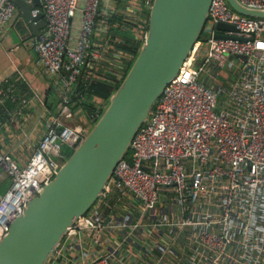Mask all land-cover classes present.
I'll return each instance as SVG.
<instances>
[{"label": "built area", "instance_id": "built-area-1", "mask_svg": "<svg viewBox=\"0 0 264 264\" xmlns=\"http://www.w3.org/2000/svg\"><path fill=\"white\" fill-rule=\"evenodd\" d=\"M39 1L31 15L42 11L45 25L31 39L34 63L55 86L58 113L47 119L23 165L0 151V177H10L0 194V237L66 158L62 147L74 146L86 132L81 123L68 122L70 92L80 75H94L100 57V47L91 41L99 0ZM236 1L264 11V0ZM151 4L140 0L120 8L139 44ZM18 12L12 0H0L1 34ZM219 21L232 28L216 27ZM18 83L0 88V104L7 98L14 104L9 116L22 115L27 106L28 98L16 92ZM101 110L91 114L92 122ZM113 187L135 206L105 219L92 204L66 231L84 228L98 241L102 229L119 226L129 231L123 239L134 244L143 230L155 250L147 264H264V16L242 14L226 0L209 1L202 33L99 195ZM119 245L80 264H114Z\"/></svg>", "mask_w": 264, "mask_h": 264}, {"label": "water", "instance_id": "water-1", "mask_svg": "<svg viewBox=\"0 0 264 264\" xmlns=\"http://www.w3.org/2000/svg\"><path fill=\"white\" fill-rule=\"evenodd\" d=\"M12 1L25 29L41 34L42 11L31 15L40 1ZM209 1L152 0L146 36L124 76L54 175L27 199L23 211L1 235L0 264H45L70 224L91 207L153 102L199 36ZM226 1L242 14L264 16L262 10ZM216 27L232 25L219 21Z\"/></svg>", "mask_w": 264, "mask_h": 264}, {"label": "crops", "instance_id": "crops-1", "mask_svg": "<svg viewBox=\"0 0 264 264\" xmlns=\"http://www.w3.org/2000/svg\"><path fill=\"white\" fill-rule=\"evenodd\" d=\"M135 1L140 0H99L91 41L100 47V57L94 64V75H80L74 82L72 95L73 89L79 90V80L87 83L94 80L116 82L117 75L136 54L123 47L126 34L133 43L139 42L128 29L131 26L130 19H125L120 13L121 7ZM6 25L2 34L0 31V88L7 81L19 82L16 92L26 96L28 102L22 115L9 116L8 111L4 114L2 108L0 109V151L7 153L17 165H23L46 130L47 119L58 113V104L51 78L41 66L34 63L35 52L31 39L35 34L25 29L20 11L9 19ZM85 70L83 69V73ZM6 78L7 81H4ZM82 87V91L76 92L77 100L71 102L73 116L68 122L81 123L87 129L92 123L91 114L101 110L103 100L98 95L86 92L84 85ZM80 99L84 100L86 105L93 106V110L88 112L79 104L74 106ZM9 184L10 177L5 173L0 177V194ZM135 204V200L113 187L99 195L93 205L106 216H110L112 212L121 215ZM125 233L129 234V231L119 226L105 227L99 240L94 241L87 229H79L76 233L66 231L45 264H80L85 258L97 254L105 255L117 244L120 245L115 252L114 264H147L149 256L153 255L155 250L150 248L143 230L135 237L134 244L123 239ZM146 244L149 249L144 251ZM139 246L145 254L141 253Z\"/></svg>", "mask_w": 264, "mask_h": 264}, {"label": "trees", "instance_id": "trees-1", "mask_svg": "<svg viewBox=\"0 0 264 264\" xmlns=\"http://www.w3.org/2000/svg\"><path fill=\"white\" fill-rule=\"evenodd\" d=\"M146 14L148 15V11L146 12ZM125 36H126V42L123 45V47L125 49H127V50H131L132 52L137 53V50H138V47H139V43H133L131 41V39L129 38V35L126 34ZM120 80L121 79H118L114 83H109V82H105V81H101V80L88 81V83H87V82L79 80V90L82 91L83 90L82 86L84 85L86 92L88 91V93H92V94L100 96L102 98V100H103V105H102V107H103L107 103L109 95L117 87V85L119 84ZM79 90L78 89H73V94L74 95H72L71 92H70V100H71V102L73 100H75V101L77 100L78 96L76 95V92L79 91ZM84 102H85L84 100L80 99L78 102H76V104L74 106L79 104L83 109H86L88 112L92 111L93 110V106H91L90 104L86 105ZM13 105L14 104L10 101V99L7 98V99H5L3 101L2 104H0V109L2 108L3 113L5 114L7 112V109L11 108ZM127 153H128V150H127V152L125 154H127ZM97 199H98V197H97ZM97 199L95 201H97Z\"/></svg>", "mask_w": 264, "mask_h": 264}, {"label": "rangeland", "instance_id": "rangeland-1", "mask_svg": "<svg viewBox=\"0 0 264 264\" xmlns=\"http://www.w3.org/2000/svg\"><path fill=\"white\" fill-rule=\"evenodd\" d=\"M202 28H203V27H202ZM201 33H202V29H201L200 34H201ZM200 34H199V35H200ZM103 107H104V106H103ZM103 107H102V108H103ZM87 127L89 128L90 125H88ZM87 127H86V128H87ZM88 128H87V129H88ZM87 129H86V130H87ZM73 147H74V146H71V145H64V146L62 147V155H63V158L67 157V156L70 154V152L72 151ZM99 198H100V197H99ZM95 203H96V201H95ZM95 203H94V204H95ZM90 208H91V207H90ZM90 208L88 209V211L90 210ZM156 209H157V208H153L152 211H156ZM88 211H87V212H88ZM108 217H109V216H106V215H105V219H107Z\"/></svg>", "mask_w": 264, "mask_h": 264}]
</instances>
